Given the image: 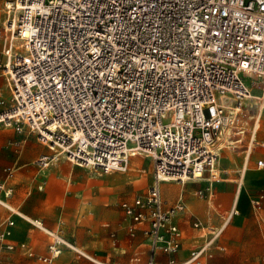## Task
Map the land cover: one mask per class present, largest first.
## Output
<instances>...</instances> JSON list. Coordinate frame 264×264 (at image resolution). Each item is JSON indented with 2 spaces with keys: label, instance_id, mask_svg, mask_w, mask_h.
<instances>
[{
  "label": "built area",
  "instance_id": "2783aa9c",
  "mask_svg": "<svg viewBox=\"0 0 264 264\" xmlns=\"http://www.w3.org/2000/svg\"><path fill=\"white\" fill-rule=\"evenodd\" d=\"M6 15L0 72L11 103L0 110V129H27L46 146L51 154L35 162L42 169L61 156L110 174L125 172L133 157L149 158L151 185L122 205L131 234L146 225L145 264H216L212 250L225 251L219 240L236 208L219 227L197 221L206 240L177 262L183 238L174 218L185 205L165 207L161 186L206 175L217 182L224 150L243 154L245 174L252 154L264 149V0H8ZM256 169L264 170V159ZM2 192L12 195L0 180ZM208 192L198 195L211 198ZM0 205L15 212L1 198ZM31 223L50 238L43 262L68 249L110 264ZM10 236L0 227V244ZM160 254L169 260L158 262Z\"/></svg>",
  "mask_w": 264,
  "mask_h": 264
},
{
  "label": "crops",
  "instance_id": "0c3cea01",
  "mask_svg": "<svg viewBox=\"0 0 264 264\" xmlns=\"http://www.w3.org/2000/svg\"><path fill=\"white\" fill-rule=\"evenodd\" d=\"M0 77H3L1 72ZM3 78L8 90L7 81L5 77ZM263 125L264 115L258 135L259 139L264 141ZM4 130H14L13 136L17 138L27 129L19 132L14 128H2L0 129L2 131L0 133V140L7 135V133H4ZM28 133L31 134L29 131ZM37 143L47 149V152L39 153L29 164L25 162L31 156L33 148L28 150L26 155H17L16 151L13 154H5L0 157V180L6 184L7 188L12 190V195L9 198H5L3 192L0 194V198L15 211H9L6 207L0 205V227L11 231L9 239L4 244H0V264H93L68 249H65L52 262H43L41 258L49 256L48 246L50 238L45 231L36 228L31 223L34 221L42 223L43 227L49 231L63 234L69 241L75 243L76 246L90 255L95 256L101 262L110 264L147 263L150 259V248L146 244L144 234L146 225H136L134 227V234H131L129 232L130 221L126 218L123 207L119 203L112 204L106 200L103 201L105 195H113L114 193V188L111 185L116 183L118 179L112 176L115 172L108 175L109 177H104V182L99 183L96 180V187H94L92 193L85 195L84 188L80 187V169L86 171L92 170L81 168L67 161L74 167H77V169H70L64 165L59 169L62 172H58L55 165L60 166L57 163L59 160H55L48 168H39L35 164L37 159L41 155L51 154V152L43 144L38 141ZM20 149L25 150V146H21ZM229 153L235 155V161H238L236 176L233 179L229 178L232 175V171L231 173L228 171V169L232 168L231 166L221 169L223 163H229L230 165L235 163L227 159ZM137 157L141 156L133 157L135 158L134 160L143 163V159H136ZM259 158L264 159V149H257L252 154L247 162V171L245 174H242L244 165L243 154L241 152L224 150L217 171L219 170L220 176H226V178H220L219 176V180L212 182L210 185V182L207 181L208 175H206L199 181L181 184L183 188L181 192L176 191L177 188L171 182L162 184L161 191L165 207H174L181 200L185 205V211L179 213L174 218V223L181 230L183 238L181 250L173 257L177 262L188 259L190 253L203 245L206 240V229H196L194 227L197 221L204 226L219 227L223 222L224 216L234 207L236 208L237 213L226 226L219 240V245L225 251L212 250V261L216 264H222L221 259H223L224 255L228 254L229 247L225 242V237H228L229 233L225 234L236 218L239 216L250 218L252 219V224L255 226L264 225V219L261 222L256 220L259 214L262 215L263 213L264 217V199L262 206L259 208H256L252 204V200L264 197V170L259 171L256 169V162ZM19 163H21V166L18 169L30 165L38 171L37 173H32V175L36 174L32 178H30L29 171L23 173L22 176L30 179V188L26 193L27 197L35 193L38 194L36 202L40 205L41 213L35 214L33 208L30 206H27V209L24 211L11 202L16 189L14 186L11 187L9 185L7 173L9 169H13ZM72 175L78 180L67 183L68 177ZM106 181H109V183H105ZM55 183L63 194L69 195L61 194L62 198L57 200L52 199L50 194L52 187H55L53 186ZM151 183L146 187L145 191ZM185 185H192L194 188H190L192 190H189L185 188ZM45 187H47L46 192L42 193ZM207 190H209L208 193L211 195V198L205 195L206 200L202 203L204 197H200L198 192H206ZM84 202L87 204V209L81 212L80 207ZM189 204H197L199 205V209L191 210ZM258 211L262 213H258ZM51 215L53 218L50 219L49 216ZM10 221L14 223L12 226L8 225ZM8 244L14 247L13 251L5 249V246ZM169 258V256L161 254L156 256V259L160 263H166ZM262 260L264 262V257ZM200 262V264H205L207 263V259H202Z\"/></svg>",
  "mask_w": 264,
  "mask_h": 264
},
{
  "label": "rangeland",
  "instance_id": "374dc122",
  "mask_svg": "<svg viewBox=\"0 0 264 264\" xmlns=\"http://www.w3.org/2000/svg\"><path fill=\"white\" fill-rule=\"evenodd\" d=\"M8 0H0V54L3 51L4 46L7 44V34L5 31V22H6V2ZM1 57V55H0ZM246 84H250V80L247 78L245 79ZM5 88V89H4ZM4 90V91H3ZM3 91V97L0 98V110L6 108L10 103L9 91L6 89V85L4 82V78L0 77V92ZM264 130V127H263ZM2 133V131H0ZM7 135L0 140V157L5 154L15 153L17 151V155H26L27 151L33 148L31 152V156L25 163L31 162L39 153L47 152L43 146L37 143L35 136L31 133L29 134L28 131H24L20 137H14L13 134L15 133L14 130L5 131ZM25 141V144H24ZM25 146V150L20 149L21 146ZM135 158L130 159L128 162L127 170L125 172H115L112 176L114 178H118L116 183L112 184L111 187L114 188L113 195H105L103 197V201H108L110 203H119L122 207L123 203H131L134 198L143 195L146 187L153 181V166L152 161L149 158L145 157H137L136 159H143V169L140 170H130L131 163ZM227 159L235 162L234 164L230 165L229 163H223L221 165L222 168H227L231 166L232 175L229 176L230 179L235 178V173L237 171V163L236 156L232 155L231 153L228 154ZM58 162L60 166L55 165V168L58 172H62L59 169L64 165L68 166L70 169H77L71 165L67 160L63 157L58 158ZM227 162V160H225ZM21 166V163L13 169H9L7 173L8 183L12 187L16 189L14 197L11 199L14 205L20 207V209L24 210L27 209V206L32 207L35 214L41 213L42 210L40 205L36 202L37 193L33 194L30 197H27V192L29 191V180L22 176L23 173L26 171L30 172V178L32 176H36L33 172L37 173L38 171L34 169L32 166H26L24 168L18 169ZM231 173V172H230ZM101 174V175H100ZM112 174V173H110ZM110 174H104L102 172H96L91 174V171L81 170L80 169V187H83L85 190V195L91 194L94 187H96V180L99 183L104 182V177H109ZM226 178V176H223ZM220 176V178H223ZM100 178V179H99ZM73 180H78L73 175L68 177V182ZM141 181L136 184V181ZM105 183H109L106 181ZM171 184L178 189L179 192L183 190L181 184L177 182H171ZM204 185V184H203ZM52 187L51 197L52 199H60L62 195H69L63 194L61 189L57 187L55 183ZM185 188L192 190L190 188H194L192 185H185ZM47 187L44 188L42 193L46 192ZM62 194V195H61ZM81 196V195H80ZM112 196V197H108ZM206 200V197L202 200V203ZM191 210L199 209V205H192L189 204ZM1 209V207H0ZM87 209V204L84 202L81 207L80 211ZM258 213H262L258 211ZM33 214V215H35ZM49 218H53V216H49ZM49 219V220H50ZM263 213L262 215L259 214L258 218L256 219L258 222L263 221ZM252 219L244 218L239 216L234 220V222L229 226L227 233L228 237H225V242L229 247L228 254L223 256L221 259L222 264H264L262 258L264 257V225L263 226H255L252 224ZM66 228V227H61Z\"/></svg>",
  "mask_w": 264,
  "mask_h": 264
},
{
  "label": "bare ground",
  "instance_id": "6f19581e",
  "mask_svg": "<svg viewBox=\"0 0 264 264\" xmlns=\"http://www.w3.org/2000/svg\"><path fill=\"white\" fill-rule=\"evenodd\" d=\"M0 23H1V19H0ZM3 91L0 92V97H3ZM263 127H264V125H263ZM58 158H59V156H56V161L58 160ZM142 165H143V163H141L140 161L133 160L132 163H131V169L130 170L132 171V170H140V169H143ZM228 171L231 172V169H228ZM96 172H99V171H95L94 169H92L91 174L96 173ZM219 173H220L219 170L218 171L216 170L214 172V178H219ZM139 182H142V180L141 181H139V180L136 181V184L139 183ZM176 191H178V189H176ZM213 198H214V196H213Z\"/></svg>",
  "mask_w": 264,
  "mask_h": 264
}]
</instances>
